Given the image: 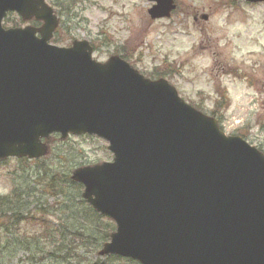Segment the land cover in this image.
<instances>
[{
  "label": "water",
  "instance_id": "95a60500",
  "mask_svg": "<svg viewBox=\"0 0 264 264\" xmlns=\"http://www.w3.org/2000/svg\"><path fill=\"white\" fill-rule=\"evenodd\" d=\"M149 1L152 19L176 9L174 0ZM8 12L43 25L6 29ZM58 26L46 0H0V161L47 156L54 134L95 135L113 159L71 178L116 224L99 255L264 264V153L227 135L167 79L147 78L118 55L98 61L87 40L51 44Z\"/></svg>",
  "mask_w": 264,
  "mask_h": 264
},
{
  "label": "rangeland",
  "instance_id": "374dc122",
  "mask_svg": "<svg viewBox=\"0 0 264 264\" xmlns=\"http://www.w3.org/2000/svg\"><path fill=\"white\" fill-rule=\"evenodd\" d=\"M47 1L60 17L51 43L69 46L73 40H87L94 47L93 57L101 62L127 54V60L151 79L158 78L152 77L156 68L162 70L163 65H169L163 68L162 77L177 88L186 102L208 115L222 101L220 92H226L228 100L215 116L221 129L228 135H244L251 145L264 152V2L175 0L178 10L171 17L153 20L148 13L153 5L149 0ZM28 23L16 13H10L3 21L5 27ZM112 159L108 142L102 138L72 135L62 141L57 136L46 158H10L0 163V197L9 195L14 186L22 190L28 187L34 191L28 200L29 211L37 206L50 212L60 210L61 196H48L44 184L36 183L38 169L44 167L71 175L79 166ZM65 191L73 196L76 190L67 186ZM48 215L49 220L59 224L60 214ZM0 232L4 239L10 237H6L5 227ZM67 244L76 247L78 241L68 240ZM78 253L84 255L82 249ZM96 260L89 255L88 262L83 264H94ZM77 262L74 256L72 264ZM0 264L59 261L42 252L9 248L4 250Z\"/></svg>",
  "mask_w": 264,
  "mask_h": 264
},
{
  "label": "trees",
  "instance_id": "16d2710c",
  "mask_svg": "<svg viewBox=\"0 0 264 264\" xmlns=\"http://www.w3.org/2000/svg\"><path fill=\"white\" fill-rule=\"evenodd\" d=\"M122 57L127 60V54H123ZM167 66L169 65H163L162 70L156 68L152 72V77H162L163 68ZM220 98L222 101L217 102L212 116H217V113L221 111V106L227 102L226 92H220ZM38 176L36 183L44 184L45 194L53 198L61 196L60 210L58 208L50 212L46 208L37 206L29 211L28 200L33 197L34 191L28 187L27 190H22L19 186H14L9 195L0 197V230L5 227L6 237L10 235L9 238L4 239L0 232V258L4 250L16 248L30 253L42 252L47 257L58 260L59 264H72L74 256L78 258L77 264H83V262H88L89 255L96 257L94 264H111V262L139 264L128 258L99 255V250L109 240L110 233L115 230V224L112 220H104L107 217L96 213L83 199L82 185L73 182L70 173L61 175L54 169L43 167V169H38ZM67 186L76 190L73 196L66 194ZM65 202H68L66 206ZM54 212L60 214L57 225L49 220L48 213L53 215ZM70 237L72 239H69ZM68 240L78 241L77 246L72 247L67 244ZM78 249H82L84 255H80Z\"/></svg>",
  "mask_w": 264,
  "mask_h": 264
},
{
  "label": "flooded vegetation",
  "instance_id": "af4514ba",
  "mask_svg": "<svg viewBox=\"0 0 264 264\" xmlns=\"http://www.w3.org/2000/svg\"><path fill=\"white\" fill-rule=\"evenodd\" d=\"M20 17V16H19ZM20 19L23 21V19L20 17ZM42 23L43 22H41V21H38V20H36V19H32L31 21H30V25H32V26H34V27H40L41 25H42ZM18 27H20V26H18Z\"/></svg>",
  "mask_w": 264,
  "mask_h": 264
}]
</instances>
